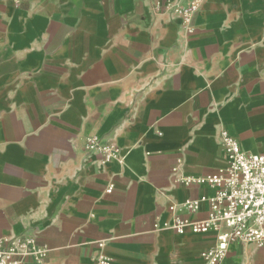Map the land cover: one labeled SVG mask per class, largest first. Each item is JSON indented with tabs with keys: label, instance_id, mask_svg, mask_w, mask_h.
I'll return each instance as SVG.
<instances>
[{
	"label": "crops",
	"instance_id": "crops-1",
	"mask_svg": "<svg viewBox=\"0 0 264 264\" xmlns=\"http://www.w3.org/2000/svg\"><path fill=\"white\" fill-rule=\"evenodd\" d=\"M185 1L0 0V239L34 234L48 253L27 264H202L215 244L164 226L205 218L180 203L214 191L171 166L222 169L221 130L264 151V0H205L192 33ZM223 263L264 264V244L232 242Z\"/></svg>",
	"mask_w": 264,
	"mask_h": 264
},
{
	"label": "built area",
	"instance_id": "built-area-1",
	"mask_svg": "<svg viewBox=\"0 0 264 264\" xmlns=\"http://www.w3.org/2000/svg\"><path fill=\"white\" fill-rule=\"evenodd\" d=\"M204 1L186 0L183 6H172L188 33L193 32L191 21ZM220 146L226 153V164L215 173L180 175L176 165L179 159L171 166L174 182L186 186L191 183L208 184L214 188L210 195L188 197L180 203L186 211L195 212L206 202L205 218L195 220L174 215L170 223H164L179 234L188 230L197 234H214L215 244L200 253L202 264H224L228 246L235 241L254 242L258 246L264 244V151L253 153L243 150L239 141L226 130L220 131ZM84 150L99 156L101 163L116 159L118 155L117 145L99 136H88ZM174 207L170 205L169 210ZM158 227L156 223L155 229ZM47 253L48 248L37 243L32 233L13 234L7 239H0V264H27L31 260L41 263ZM109 263L110 259L102 254L93 262Z\"/></svg>",
	"mask_w": 264,
	"mask_h": 264
}]
</instances>
